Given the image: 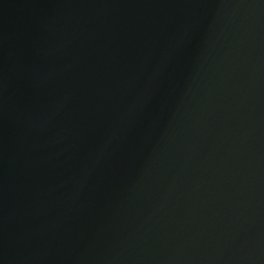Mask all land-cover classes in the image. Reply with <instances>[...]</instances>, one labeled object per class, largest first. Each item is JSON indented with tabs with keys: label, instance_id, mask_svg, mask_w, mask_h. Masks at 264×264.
Here are the masks:
<instances>
[{
	"label": "water",
	"instance_id": "95a60500",
	"mask_svg": "<svg viewBox=\"0 0 264 264\" xmlns=\"http://www.w3.org/2000/svg\"><path fill=\"white\" fill-rule=\"evenodd\" d=\"M0 264H264V0H0Z\"/></svg>",
	"mask_w": 264,
	"mask_h": 264
}]
</instances>
